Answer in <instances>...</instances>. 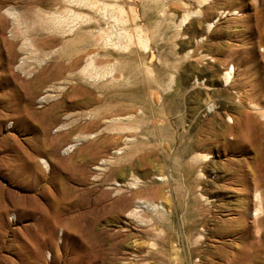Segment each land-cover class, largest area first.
I'll list each match as a JSON object with an SVG mask.
<instances>
[{
	"label": "rangeland",
	"instance_id": "obj_1",
	"mask_svg": "<svg viewBox=\"0 0 264 264\" xmlns=\"http://www.w3.org/2000/svg\"><path fill=\"white\" fill-rule=\"evenodd\" d=\"M219 67L264 108L261 0H0V264H264V118L196 114Z\"/></svg>",
	"mask_w": 264,
	"mask_h": 264
},
{
	"label": "bare ground",
	"instance_id": "obj_2",
	"mask_svg": "<svg viewBox=\"0 0 264 264\" xmlns=\"http://www.w3.org/2000/svg\"><path fill=\"white\" fill-rule=\"evenodd\" d=\"M236 1L240 2L242 0H236ZM261 2H262V5L264 6V0H261ZM224 13H225L224 10L221 11V14H224ZM187 18H188V16L184 15L183 18H182V22L186 21ZM210 26H211V23H208V25L206 26L207 27L206 29L209 30ZM204 30L205 29H202V32H204ZM108 39L110 40L109 37H108ZM137 43L141 44L143 46H147L146 45L147 42L145 41V39L141 38L140 36L137 38ZM91 63H92V60L88 64H91ZM87 66H89V65H87ZM62 68H63V66H62ZM86 70H87V68H86ZM86 70H85V72H86ZM58 73H60L59 69H58ZM96 74H98V73H96ZM91 75H93V74H91ZM218 75H219L218 76V80L213 78V76H208L206 78H203L202 80H198V78L194 79V81H193L194 82V87L193 88L197 89V91H194L195 92V96L197 98L196 103H195L196 104V108H197L196 109L197 116H201L202 117V116L211 115L215 119L212 122V124L217 127V133H219L221 135L220 137L222 138V140L225 139V142H226V138L228 137V135H230L232 133V127L230 125H228V123H229L228 121H230V119H233V118L230 115H228L227 119H225L222 116L224 114H227L228 110H231V111L233 110L234 112H237L238 115L239 114L240 115H244V118H246L245 119L246 125H248L247 127L251 130V133H252L251 135L246 137L247 138L246 140H248L250 143L251 142L257 143L260 140V139H258V137H260V135H261V133H260L261 129L259 127H257V124H256L255 120L253 118H251V116L249 114V110H250V108H252L254 110L259 111L260 115L264 118V108L258 107V105L254 104V103H252L251 105L236 104V102L239 101V100H235V102H233L234 99L232 100V98H234V97L231 96V95H232V93L234 94L235 92H232L231 84L234 81V77L235 76H234V74L232 72V69L224 70L222 67H219L218 68ZM69 76H72V75H69ZM69 76H68V79H69ZM37 82H38V84H37ZM43 82L44 81L41 80L39 77H36L35 80H33L30 83H28V88H27L28 91L26 93V94L29 95L28 97L33 99L35 94L37 93L36 90L38 89L39 85L43 84ZM236 98H238V97H236ZM224 116H227V115H224ZM235 122H233V123H235ZM248 132H249V130H248ZM132 136H133L132 134L126 132V134L123 136V139H124V141H127L128 139L129 140L132 139ZM225 136H227V137H225ZM223 141H221V143ZM225 144L229 145V142L227 141V143H225ZM259 145H260V143H259ZM259 148H260V151L262 152V158L264 159V145H260ZM121 149H123V148L122 147H117V149H115L114 153L116 155L119 154V151ZM208 157L209 156H208L207 153L206 154H202V158L204 160H207ZM42 163L44 164L45 167L48 166L46 160L42 159ZM258 164L260 165L258 167H264V160H261ZM29 165L31 167H36V163H35V161L33 159H29ZM159 174H161V176L163 175L162 172L159 173ZM257 195L260 196L259 194H257ZM50 231L53 232V228H50ZM261 241H263V239L259 240V242H261ZM262 245L263 244L261 242V244H259V247L260 246L262 247ZM263 247H262V249H263ZM256 250H259V249H256ZM257 257H258V254H255L254 259L256 260Z\"/></svg>",
	"mask_w": 264,
	"mask_h": 264
}]
</instances>
